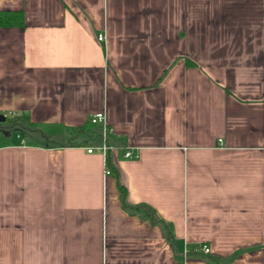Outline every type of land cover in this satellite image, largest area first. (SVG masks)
<instances>
[{"label": "crops", "instance_id": "1", "mask_svg": "<svg viewBox=\"0 0 264 264\" xmlns=\"http://www.w3.org/2000/svg\"><path fill=\"white\" fill-rule=\"evenodd\" d=\"M0 10V264H264V0Z\"/></svg>", "mask_w": 264, "mask_h": 264}, {"label": "trees", "instance_id": "2", "mask_svg": "<svg viewBox=\"0 0 264 264\" xmlns=\"http://www.w3.org/2000/svg\"><path fill=\"white\" fill-rule=\"evenodd\" d=\"M22 25H23V14L21 11L0 10V27H11V26H22ZM71 133H73L74 135L75 134L91 135L92 131L89 124V126H83L73 129L71 130ZM119 189L122 199L124 201L126 196L125 189L121 185H119ZM134 208L142 209L148 216H150L151 219L154 220V213H153L154 211L151 207L147 205H137Z\"/></svg>", "mask_w": 264, "mask_h": 264}, {"label": "built area", "instance_id": "3", "mask_svg": "<svg viewBox=\"0 0 264 264\" xmlns=\"http://www.w3.org/2000/svg\"><path fill=\"white\" fill-rule=\"evenodd\" d=\"M103 39H104V36L100 35L99 36V40H103ZM105 120H106L105 119V115L102 112L93 113V114L90 115L89 122H90L91 125H93V126L100 125V124L103 125V130L101 131V135H100L102 140H103V145L100 146V147H88L87 151L89 153H92V152H95V151H100L104 155H106V152L108 150V145H107L106 141H107V138L109 137V135L111 134V129L108 128V126L105 124ZM122 155L125 158H134V157H136L134 155L133 150L130 149V148L122 149ZM106 173L110 174V170L107 169ZM199 250L201 252H203L204 254H209L211 252L210 247L208 245H206V244L201 245ZM185 255H187V254H185Z\"/></svg>", "mask_w": 264, "mask_h": 264}, {"label": "water", "instance_id": "4", "mask_svg": "<svg viewBox=\"0 0 264 264\" xmlns=\"http://www.w3.org/2000/svg\"><path fill=\"white\" fill-rule=\"evenodd\" d=\"M6 121V116L3 114H0V122H5Z\"/></svg>", "mask_w": 264, "mask_h": 264}, {"label": "rangeland", "instance_id": "5", "mask_svg": "<svg viewBox=\"0 0 264 264\" xmlns=\"http://www.w3.org/2000/svg\"><path fill=\"white\" fill-rule=\"evenodd\" d=\"M0 125H5V123H3V124H0ZM99 143V142H98Z\"/></svg>", "mask_w": 264, "mask_h": 264}]
</instances>
